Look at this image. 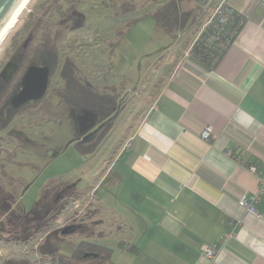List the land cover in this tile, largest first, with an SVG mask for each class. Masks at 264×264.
Wrapping results in <instances>:
<instances>
[{"label":"crops","instance_id":"crops-1","mask_svg":"<svg viewBox=\"0 0 264 264\" xmlns=\"http://www.w3.org/2000/svg\"><path fill=\"white\" fill-rule=\"evenodd\" d=\"M224 1L242 20L232 44L214 66L188 54L192 38L169 47L172 67L117 155L129 209L110 210L101 228L116 236L112 264H264V194L254 212L239 205L264 178V0ZM94 208L88 220L103 215ZM95 229L93 242L105 234ZM206 245L217 249L213 261Z\"/></svg>","mask_w":264,"mask_h":264},{"label":"rangeland","instance_id":"rangeland-1","mask_svg":"<svg viewBox=\"0 0 264 264\" xmlns=\"http://www.w3.org/2000/svg\"><path fill=\"white\" fill-rule=\"evenodd\" d=\"M87 1L88 3L80 7V11L85 15L83 27L69 31L64 30V25L61 24L58 26L61 32L57 42L53 35L48 36V40L50 38L52 43H57L60 52L76 55L80 74L95 87L97 98L102 93L115 94L122 98L124 106L118 112L108 136L93 154H83L74 144L69 145L71 142L69 130H72V125L68 127V121L65 120L61 128L54 127L51 130L50 125L42 140L44 145L40 152L42 154L33 151L32 161L26 170L10 167L11 172L20 178H6L0 168V189L6 194L11 192L17 200L16 204L28 212L44 194L48 197H59L63 189L89 193L95 183L98 184L97 191L94 189V192L99 198V205H96L92 192L87 197L86 194L81 195L84 197L77 198V202L66 198L59 203L66 207L63 211L65 214L60 213L57 217L54 214L46 232H39L27 239L20 232L15 234L7 232L10 226L7 225L6 217H3L0 221L1 264L29 262L33 257L41 255L40 247L48 248L50 242L54 243L55 247L60 245L59 254L69 255L80 241L93 242L92 237L80 234V232L88 234L89 228L93 230L100 228L99 231L105 233L101 238H95L94 243L111 249L113 258L118 252L114 233L109 228L105 232L101 229L108 227V212L112 211L111 213L117 215V211L127 212L129 209L120 198L122 189L119 190L121 186L119 178L122 177V169L117 162L119 161L117 155L141 114L158 92L167 71H170L172 65H168L170 59L168 53L172 52L173 48L171 51L167 49L170 43L177 41L180 34L175 36L166 33L151 16L152 11L155 10L153 14L158 12L159 5L169 4L172 2L170 0H127V3L135 6V10L129 11L128 14L123 13L125 7L123 5L127 4H122L125 0ZM220 2L221 0L208 1L201 21L192 30L187 44L201 32ZM192 3L194 2H190L194 6ZM47 4L46 0L30 1L17 23L0 43V63L6 61L5 57L14 46L15 40H21V47L24 50L31 47L33 40H40L39 25L36 27L34 22L32 26L30 21L39 17V11ZM42 18L48 19L47 16ZM50 18L54 21L59 20L58 16L54 15H50ZM50 25L49 30H53L55 25L52 23ZM188 46H185V43L180 44V47L185 49ZM71 47L74 50H71ZM8 154L11 156L10 152ZM110 163L115 167L112 173L107 172L105 175V168L109 167ZM1 175L5 178H1ZM101 178L107 179L100 181ZM122 183L125 185L126 181ZM96 206L104 210L103 215L97 221L88 220L97 210L94 208ZM80 223L87 226L86 231ZM74 231L77 232L73 233ZM117 236L121 237L122 233H118Z\"/></svg>","mask_w":264,"mask_h":264},{"label":"flooded vegetation","instance_id":"flooded-vegetation-1","mask_svg":"<svg viewBox=\"0 0 264 264\" xmlns=\"http://www.w3.org/2000/svg\"><path fill=\"white\" fill-rule=\"evenodd\" d=\"M192 1L196 9L204 12L207 0ZM43 27L49 29L47 24ZM47 37L43 36L41 40L44 46L42 50H47ZM33 41L31 47L24 50L21 40H15L5 57L6 61L0 63V168L6 178H20L11 172L10 167L26 170L32 161L33 151L42 154V140L50 125L52 130L54 127L61 128L64 121H68V127L72 125L69 145L72 143L79 150L91 151L95 148L93 153L111 131L108 132L111 128L108 112L102 111L101 116L98 114L100 106L97 107L96 89L80 74L76 55H66L59 50L56 64H38L33 62V53L39 41ZM71 50L74 48L71 47ZM33 66L47 69L43 95L23 103L14 102L23 88L25 73ZM123 103L121 99L117 113L124 106ZM3 175L1 178H5Z\"/></svg>","mask_w":264,"mask_h":264},{"label":"trees","instance_id":"trees-1","mask_svg":"<svg viewBox=\"0 0 264 264\" xmlns=\"http://www.w3.org/2000/svg\"><path fill=\"white\" fill-rule=\"evenodd\" d=\"M172 1V2H170ZM169 4L160 5L157 7L158 12L152 15L154 20L160 27L168 34H174L178 37L177 41L174 40V43H170L169 47L172 45H180V41L183 40L185 42L188 41L192 30L198 26L201 21V17L203 16V12L196 9L195 2L191 5L190 2L192 0H170ZM48 3L45 8L40 10L39 17L34 18V20L30 21V25L33 23H38V31L39 33V42L35 45V52L33 53V62L38 64H56L57 57L59 54V46L52 41L48 40L47 43V50L43 49V44H41V40L43 36H54L55 41L57 42L58 38L60 37L61 29L58 28L59 25H64V30H79L83 27L85 23V15L83 12L80 11V7L88 3L87 0H46ZM128 1L125 0L122 4L127 3ZM123 10L125 14L130 13L129 11H134L135 6L132 3H127L123 5ZM229 10L232 11V17L230 19V23L232 28H235L236 33L239 32L240 28L237 27V21L240 17L237 13L227 7ZM148 14H150L148 12ZM50 15L58 16L59 20H52ZM46 17L48 19H43L42 17ZM47 24L48 26L50 23L55 25L53 30H49L44 28L42 25ZM51 26V25H50ZM47 34V35H46ZM215 33L213 28H208L205 30L196 40L194 43H191V53L196 58L202 60L203 62L207 63L209 66H214L220 58L225 53L226 49L219 50L217 48L218 42L215 40ZM48 38V37H47ZM193 42V41H192ZM166 51V50H165ZM168 51V49H167ZM214 60V61H213ZM102 93L97 98V107L98 114L101 116L102 111L108 112V121L110 120L109 127H112L118 113L117 108L120 105L121 97L118 98L115 94L108 95ZM100 97H107V98H100ZM98 99H100L98 101ZM101 107H104L101 108ZM104 118V117H103ZM111 130L108 129V132ZM101 139V138H100ZM99 145V140H98ZM95 149V148H94ZM92 149L81 150L83 154L93 153ZM63 192L59 197H48L47 194L42 195V198L31 208L30 211L26 212L24 209L20 207L17 203L16 198L12 195L11 192L8 194L4 193L0 189V221L2 218L6 217L7 225L10 226L7 232L10 233H18L24 234L25 239L30 236H33L39 232H46L48 229V223L50 219L56 217L62 213L64 210V204H59L63 202L66 198L75 199L77 198L76 191L74 190H62ZM56 198V199H55ZM84 221V220H82ZM5 223V222H4ZM81 224V223H80ZM76 225V224H74ZM83 226V230H87V226ZM80 225V226H81ZM78 226V227H80ZM93 226V225H91ZM90 229V228H89ZM66 230V229H65ZM82 230V231H83ZM64 231V230H63ZM81 231V230H80ZM69 233L71 231H68ZM74 231L73 233H76ZM52 233V232H50ZM80 234L84 237H88L89 235L86 232H80ZM54 243L49 244L48 248H41L39 249L41 261H44L46 258L51 260L52 263L56 264H112L111 262V253L112 250L107 247H102L101 245H97L94 242L82 240L78 243L75 249L69 254H59V248L55 247ZM85 254H94L96 256L93 257H85ZM47 256V257H46ZM26 261L21 262V264H26Z\"/></svg>","mask_w":264,"mask_h":264},{"label":"built area","instance_id":"built-area-1","mask_svg":"<svg viewBox=\"0 0 264 264\" xmlns=\"http://www.w3.org/2000/svg\"><path fill=\"white\" fill-rule=\"evenodd\" d=\"M228 6L225 4V1L221 0V2L217 5V8L214 10L213 14L209 17V19L205 22L201 32L196 36L195 40L208 28H213L215 33V40H217L218 45L217 48L219 50H223L228 48L235 39L236 30L232 28L230 23V19L232 17V11L227 8ZM242 25V20H238V26ZM193 41V43L195 42ZM192 47V46H191ZM191 47L188 50V54L191 53ZM214 61V60H213ZM210 136V129L206 128L201 137L204 140H207ZM251 172L255 171V167L251 166L249 168ZM264 194V178L260 179V187L256 194L251 198H242L239 202V205L246 210V212H254V204L259 199L261 195ZM201 254L204 258L213 261L217 255V249L215 246H203L201 248ZM1 255V254H0ZM1 264V263H0ZM26 264H42L41 258L39 255L33 257V260H29ZM56 264V263H55Z\"/></svg>","mask_w":264,"mask_h":264},{"label":"water","instance_id":"water-1","mask_svg":"<svg viewBox=\"0 0 264 264\" xmlns=\"http://www.w3.org/2000/svg\"><path fill=\"white\" fill-rule=\"evenodd\" d=\"M22 0H0V26L5 22L9 15L17 8ZM47 69L40 67H30L25 73L22 84L23 88L14 100L24 102L29 99L40 98L47 84ZM94 254H85V257H93Z\"/></svg>","mask_w":264,"mask_h":264},{"label":"bare ground","instance_id":"bare-ground-1","mask_svg":"<svg viewBox=\"0 0 264 264\" xmlns=\"http://www.w3.org/2000/svg\"><path fill=\"white\" fill-rule=\"evenodd\" d=\"M31 0H22L17 8L9 15L5 22L0 26V43L3 41L8 32L17 23L21 14L26 10Z\"/></svg>","mask_w":264,"mask_h":264}]
</instances>
